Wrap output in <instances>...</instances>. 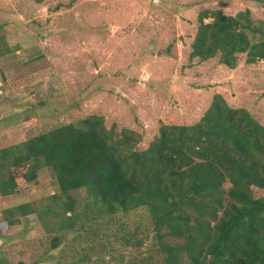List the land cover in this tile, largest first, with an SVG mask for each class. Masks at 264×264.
<instances>
[{
    "label": "trees",
    "instance_id": "obj_1",
    "mask_svg": "<svg viewBox=\"0 0 264 264\" xmlns=\"http://www.w3.org/2000/svg\"><path fill=\"white\" fill-rule=\"evenodd\" d=\"M9 51L0 41V57ZM241 56L249 65L264 61V29L251 11L203 12L190 58L218 57L235 70ZM130 133L117 135L92 115L0 149V196L20 194L43 169L57 189L44 208L4 210L3 222L38 215L56 233L53 249L60 233L86 239L83 253L72 249V264L108 256L117 264H264V196L253 192L264 190V125L216 94L199 122L163 125L146 149Z\"/></svg>",
    "mask_w": 264,
    "mask_h": 264
},
{
    "label": "rangeland",
    "instance_id": "obj_2",
    "mask_svg": "<svg viewBox=\"0 0 264 264\" xmlns=\"http://www.w3.org/2000/svg\"><path fill=\"white\" fill-rule=\"evenodd\" d=\"M220 9H249L264 29V6L244 0H0V41L10 50L0 57V149L92 115L146 149L163 125L199 122L216 94L264 125V61L249 65L241 56L230 70L218 57L190 58L199 16ZM55 192L53 173L43 169L20 194L0 196L4 264H72V249L83 253L87 240L79 244L71 233L58 234L63 243L53 249L56 233L38 215L3 222L4 210L44 208ZM74 196L82 201L86 193ZM109 259L84 264H117Z\"/></svg>",
    "mask_w": 264,
    "mask_h": 264
}]
</instances>
